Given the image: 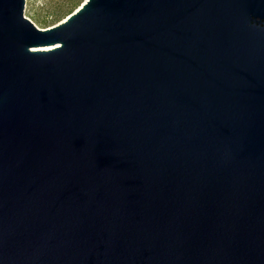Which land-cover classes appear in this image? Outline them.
<instances>
[{
    "label": "water",
    "instance_id": "obj_1",
    "mask_svg": "<svg viewBox=\"0 0 264 264\" xmlns=\"http://www.w3.org/2000/svg\"><path fill=\"white\" fill-rule=\"evenodd\" d=\"M0 0V264H264V0Z\"/></svg>",
    "mask_w": 264,
    "mask_h": 264
},
{
    "label": "rangeland",
    "instance_id": "obj_2",
    "mask_svg": "<svg viewBox=\"0 0 264 264\" xmlns=\"http://www.w3.org/2000/svg\"><path fill=\"white\" fill-rule=\"evenodd\" d=\"M70 1L71 0H24L23 14L28 17L35 25L39 27H45L64 18L65 15L56 21L52 20L54 10L60 9L61 11L65 9ZM78 5H76V7ZM76 7H74L72 10H74Z\"/></svg>",
    "mask_w": 264,
    "mask_h": 264
},
{
    "label": "trees",
    "instance_id": "obj_3",
    "mask_svg": "<svg viewBox=\"0 0 264 264\" xmlns=\"http://www.w3.org/2000/svg\"><path fill=\"white\" fill-rule=\"evenodd\" d=\"M80 1L81 0H71L68 3L67 7H65V9H63L61 11H60V9L54 10L53 19L52 20L56 21V20L60 19L61 17H63L64 15H66L67 13H69L70 11H72V9L74 7H76V5H78Z\"/></svg>",
    "mask_w": 264,
    "mask_h": 264
}]
</instances>
